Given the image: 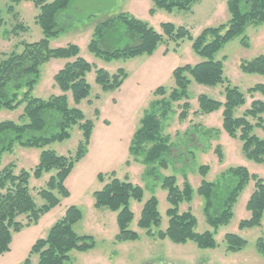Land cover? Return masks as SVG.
<instances>
[{"label": "trees", "instance_id": "16d2710c", "mask_svg": "<svg viewBox=\"0 0 264 264\" xmlns=\"http://www.w3.org/2000/svg\"><path fill=\"white\" fill-rule=\"evenodd\" d=\"M10 1L8 9L12 11L23 0ZM24 1H32L39 10L35 20L43 30L44 37L34 42H22L21 51H13L7 57L0 58V111H13L23 106L21 121H0V155L13 152L17 146L41 148L42 151L38 164L31 172L23 168L17 173L14 162L0 170V254L11 250L15 232L38 224L45 214L61 203V197L67 198L71 195L65 182L75 164L87 154L94 130V121L87 118L77 107L90 95L91 86L87 82L86 74L95 68L96 82L104 91L120 88L127 78L123 68L111 74L102 67H95L80 56V47L76 44L51 46L50 39L63 30L58 22L60 13L70 6L72 0ZM198 1L152 0L149 13L154 15L160 9L169 12L190 10ZM226 4L229 20L218 26L206 27L196 36L187 27L172 22H162V32H159L149 22L125 11L108 16L94 27L88 50L107 61L151 55L160 42L166 41L165 37L177 45L186 38L191 40L192 48L202 58L196 64H186L174 69L175 87L169 97L166 96V88L159 87L155 94L163 97L152 103L150 111L142 118L135 131L130 152L134 159L142 157L147 168L153 167L152 165L168 167L173 145L170 138L163 134L162 124L169 116L173 103L177 101L185 100L180 118H187L191 107L189 86L193 81L211 87L226 84L223 101L200 94L198 112L210 114L222 109L223 129L230 137L241 141L242 152L246 158L264 164V135L256 133V129L264 131V83H256L245 92L240 90L224 76L223 60L215 58L216 53L227 42L244 34L248 25L264 23V0H227ZM19 30H25L23 23H18L13 28L15 34ZM240 41L244 47L250 46L247 36L244 35ZM52 59L71 61L54 75L55 85L61 93L42 99L34 96L33 91L41 79V66ZM240 69L247 74L264 76V54L243 60ZM69 92L74 106L69 102ZM248 94L253 97L250 106L242 114L236 115V110L247 104ZM256 94L262 97L255 98ZM95 115H100L99 109L95 110ZM75 126L82 131V140L75 155H60L46 149L54 142L70 139L71 129ZM215 151L219 162H222L224 154L221 147H217ZM209 171V165L199 168L203 177ZM51 172L54 173L47 180L46 186L38 190V196L44 200L42 205H38L31 193L30 179L32 176L39 179L44 173ZM97 177L103 186L93 192L94 206L117 214L119 232L116 241L138 240V232L129 229L135 218L131 200H143V187L133 183L128 177H117L115 171L110 174L108 181L103 173H99ZM252 181L254 191L246 204L250 216L240 221L239 228L261 226L264 217V177L251 173L245 166L227 168L217 181L203 179L197 189H194L188 179L180 187L175 175L165 176L163 188L167 191L170 204L167 209V228L154 231L162 221L156 196L144 203L138 226L153 238H168L177 244L193 241L199 248L215 249L218 246L215 238L217 229L231 221L234 206ZM196 193L204 199L203 211L207 222L215 229L214 232H196L198 220L192 210H180V205L191 202ZM22 216L26 217V222L20 220ZM82 217L83 212L79 207H68L65 215L49 228L47 235L35 241L24 264H31L32 254L38 255V264H71V251L85 252L94 248L96 242L93 236L80 235L74 229V224ZM224 237L227 249L231 252L240 251L247 244V240L236 233H226ZM257 249L264 258V237L258 239Z\"/></svg>", "mask_w": 264, "mask_h": 264}, {"label": "rangeland", "instance_id": "374dc122", "mask_svg": "<svg viewBox=\"0 0 264 264\" xmlns=\"http://www.w3.org/2000/svg\"><path fill=\"white\" fill-rule=\"evenodd\" d=\"M226 1L199 0L190 10L169 12L160 9L151 15L149 10L153 5L152 0H72L70 6L60 13L58 22L63 30L50 39L52 47L76 44L80 47V56L95 67H102L111 74L123 68L127 78L120 88L104 91L96 82L95 68L86 74L87 82L91 86L90 95L77 107L87 118L94 121V130L87 154L75 164L65 182L71 195L67 198L61 197V203L45 214L38 224L15 232L11 250L0 254V264H24L35 241L45 237L53 223L62 218L72 205L79 207L83 212V217L74 224L75 231L80 235L93 236L96 245L85 252L71 251V264H264V258L257 249L258 239L264 237V217L261 226L239 228L240 221L250 216L246 204L254 191L253 181L241 193L234 206L231 221L217 229L215 238L218 246L215 249L199 248L193 241L177 244L168 238H153L138 226L144 203L156 196L162 221L154 231L167 228V209L170 204L167 191L163 188L165 176L175 175L180 187L185 179H188L194 189L199 187L203 179L217 181L220 174L232 166H245L251 173L264 177V164L246 158L242 152L241 141L230 137L223 129L222 109L210 114L198 112L199 95L204 93L223 101L226 84L211 87L193 81L189 86L191 107L185 120L180 118L185 100L173 103L169 116L162 124L163 134L170 138L173 145L167 168L155 165L147 168L142 162V157L134 159L131 154V142L142 118L150 111L152 103L163 97L156 95V90L161 86L166 88V96L169 97L175 87L174 69L202 60L192 48V41L186 38L177 45L165 37L166 41L160 42L151 55L111 61L97 57L88 50L94 27L113 14L129 12L149 22L159 32H162V22H172L187 27L192 35L196 36L206 27L218 26L229 20ZM10 4V0H0V58L7 57L13 51H21L22 42H34L44 37L43 30L35 20L39 10L32 1L23 0L16 4L12 11L8 9ZM18 23H23L25 30H19L18 34H15L13 28ZM244 35L248 37L249 47L241 44L240 40ZM260 54H264V23H254L247 26L244 34L227 42L216 53L215 58L223 60L224 76L230 84L245 92L256 83H264V76L244 73L240 64L243 60H250ZM68 61L71 59H52L43 64L41 79L33 95L48 99L53 94H60L61 91L54 82V75ZM68 96L70 104L74 106L70 92ZM261 97L260 94L255 95V98ZM252 100L253 97L248 94L247 104L237 109L236 115L242 114ZM96 109L100 111L99 116L95 115ZM22 113L23 106L13 111L3 109L0 111V121H21ZM256 133L264 135L262 129H256ZM71 134L70 139L54 142L46 149L60 155H75L82 140V131L75 126L71 129ZM217 147H221L224 154L222 162H219L215 151ZM41 151V148L17 146L13 152L0 155V170L8 163L14 162L17 173L23 168L31 172L39 162ZM202 165L210 167L205 177L199 172ZM113 171L117 177H128L144 189L141 202L131 200L135 218L129 229L138 232V240L116 241L119 232L117 214L109 209H98L94 206L93 192L103 186L98 180V174L103 173L108 181ZM53 173H44L39 179L32 176L30 179L31 193L38 205L44 203L41 196H38V190L46 186ZM203 207L204 199L196 193L191 202L180 205V210H192L198 220L196 232H214L215 229L207 222ZM20 220L26 222V217L22 216ZM226 233L238 234L247 240L246 246L237 252L228 251L224 237ZM31 264H38L37 254L31 255Z\"/></svg>", "mask_w": 264, "mask_h": 264}, {"label": "crops", "instance_id": "0c3cea01", "mask_svg": "<svg viewBox=\"0 0 264 264\" xmlns=\"http://www.w3.org/2000/svg\"><path fill=\"white\" fill-rule=\"evenodd\" d=\"M61 68H62V67H61ZM61 68H60V69H61Z\"/></svg>", "mask_w": 264, "mask_h": 264}]
</instances>
